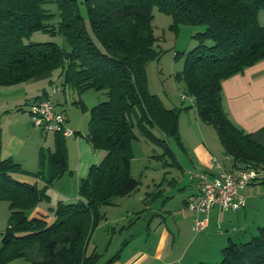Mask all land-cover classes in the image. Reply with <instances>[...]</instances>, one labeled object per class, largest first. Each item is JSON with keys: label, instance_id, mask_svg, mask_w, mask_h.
<instances>
[{"label": "trees", "instance_id": "16d2710c", "mask_svg": "<svg viewBox=\"0 0 264 264\" xmlns=\"http://www.w3.org/2000/svg\"><path fill=\"white\" fill-rule=\"evenodd\" d=\"M155 8L172 17L170 27L176 31L181 24L205 25L194 35V48L176 52V58L184 56V67L175 77L185 83L200 118L217 130L231 156V169L261 170L256 180L264 184V143L229 116L222 86L225 79L264 59V24L259 21L264 0H0V90L51 77V95L44 91L35 96L29 112L50 100L67 114L52 98L59 89L53 72L59 70L64 86L79 94L104 90L107 96L91 108L87 134L94 149L106 150L105 157L80 179L77 200H59L47 213L34 211L50 199L47 189L69 169L66 135L57 131L54 149L42 147L38 169L28 172L14 157L2 155L0 119V202L7 200L10 209L0 234V264L21 257L33 264H110L120 255L119 250L100 263L98 245L88 251L93 231L107 219L101 207L116 204L140 184L132 175L136 128L154 139V127L178 135L183 109L166 107L149 89L147 64L162 53L156 46ZM35 31L60 35L68 48L54 40L25 42ZM75 102L86 106L81 99ZM16 173L44 183L21 180ZM221 251L219 262L199 264H264V224L247 241L230 238Z\"/></svg>", "mask_w": 264, "mask_h": 264}, {"label": "rangeland", "instance_id": "374dc122", "mask_svg": "<svg viewBox=\"0 0 264 264\" xmlns=\"http://www.w3.org/2000/svg\"><path fill=\"white\" fill-rule=\"evenodd\" d=\"M53 7L56 11V7ZM82 12L86 16L83 5ZM259 21L261 24H264L263 10L260 11ZM171 24L172 17L170 15L160 12L157 8L154 9L153 25L154 33L157 37L156 46L162 50V53L158 58H153L148 62L147 74L150 91L157 94L163 100L166 107L183 108L178 117L179 133L178 135H167L154 127L155 138H158L154 139L140 133L136 128L137 137L133 140L132 144L134 152L132 175L140 181V184L130 194L118 197L116 204L103 205L101 207V210L107 213V219H104L93 231L88 251H91L93 246L97 244L98 251L104 253L106 256L105 248L108 240L112 241L111 244L114 245L122 236L118 229L130 220L136 219L138 214L145 213L148 207L146 202H150L149 205L155 208L162 201L167 200L168 197L169 200H172L174 196L176 198L182 197L184 193L190 191V186L195 188L196 178H193L196 177L194 173L197 171L195 167L197 164V154L195 151L201 141H205L210 151L219 159H224L226 148L217 130L213 125L200 118L192 96L185 91V83L175 77L176 73L184 67V56L176 58V52L189 51L194 48L198 44V40L194 35L197 32L205 30L206 27L202 24H181L179 30L176 31L170 27ZM49 40L57 41L68 48V45L60 35H51L44 31H35L29 38L25 39V42ZM53 79L59 88L54 97L55 100H60L57 109H65L67 111L69 116L68 123H76L78 132L76 134L84 137V141L87 143L91 108L107 98L104 90L88 89L79 94L76 90L62 84L63 80L59 76V70L53 72ZM28 84L30 85V83ZM48 86L50 87V84ZM79 99L84 102L85 107H82L79 102H75ZM11 113L15 114V112ZM21 113L25 115L23 116ZM8 114L7 112L0 111V119L4 120ZM18 115L20 119L27 118L28 116L30 126L36 129L29 130L26 125L23 128L29 131L28 135H26L27 147L28 152L31 153V157L34 160L37 158L38 150L42 147L48 148L47 139L49 143L50 141L53 143L52 139L55 140L57 131L51 130L48 132L35 126L28 111H20ZM3 124L5 125V120ZM91 149L98 153L96 162L100 163L106 155V150L101 148L94 149L92 146ZM70 150L72 153L78 151L75 145L71 146ZM74 156L75 154L71 158L69 157L70 161L68 163L70 162V166L67 172L57 178L53 184L55 189L58 188L64 192L69 191L77 194L80 181L79 174L76 170L73 173L70 171V168H72L73 163L76 161V157ZM25 166H28L29 169H35L28 172L37 170V167H33L34 165L31 162L25 164ZM249 185L250 188L257 190V195L260 197L257 201L259 204L256 202L254 206L248 204L246 209L245 207L239 209L220 208L226 214L225 222H218L217 217L215 218L216 221H214L212 217L211 225L206 229L209 231V235L212 236V243L220 239L216 247L221 246L224 248L229 243L230 238L238 243L247 241L252 235L257 234L258 227L264 224V206L261 203L264 202V184L258 179ZM51 189H48L47 192L53 196V201L48 199V201L43 202L56 206L57 202L52 203L54 202V192ZM72 189L73 191H71ZM159 191H162V193L156 196ZM9 215V203L7 200H2L0 202V234L7 227ZM113 227L115 230L112 229ZM112 248L113 246L110 247V250ZM220 252L219 257L213 259L215 262L222 259V251ZM6 264L33 263L21 257Z\"/></svg>", "mask_w": 264, "mask_h": 264}, {"label": "crops", "instance_id": "0c3cea01", "mask_svg": "<svg viewBox=\"0 0 264 264\" xmlns=\"http://www.w3.org/2000/svg\"><path fill=\"white\" fill-rule=\"evenodd\" d=\"M50 79L51 77L42 76L0 90V111L9 113L4 118L6 126L3 124L4 120L1 119L3 127L2 155L14 157L25 169L30 171L35 169H29L25 164L31 162L33 167L38 169V153L37 158L33 160L31 153L28 152L26 141V135L29 131L23 128L26 125L29 130L36 129L30 126L28 116L20 119L18 114L24 110L29 112V104L34 101L35 96L44 93V91H47L45 96L51 93V87L54 84ZM222 86L223 103L229 116L237 125L251 133L256 141L264 143V59L247 67L243 72L225 79ZM55 101L60 104V100L56 99ZM11 112H15V114ZM21 114L25 115L24 113ZM68 121L69 116L66 124L74 130L73 134L66 136L68 161L73 154L76 157L70 171L73 173L76 170L80 180L87 175L90 166L97 163L98 153L92 151L91 145L88 141L87 143L84 141V137L76 134V123L71 124ZM52 140L53 143L52 141L49 143L47 139L48 148L51 150L54 149V139ZM73 145L77 147V152L72 153L70 150ZM195 152L197 154V164L195 165L197 171L194 175L197 173H205L211 177L216 175L218 171L216 161L225 168L231 169V156L225 153L224 159H219L210 151L205 141L198 144ZM68 166H70V162ZM16 176L21 180L37 183L40 186L44 183L40 178L30 174L16 173ZM197 177H193L196 178V187L190 186V191L184 193L182 197L176 198L174 196L172 200H169L168 197L155 208L149 205L150 202H146L147 211L138 214L136 219L130 220L131 222L124 230L119 232L122 234L121 238L114 245L111 242L105 248L106 256L103 253L100 263L109 261L119 250L120 255L110 264H199L201 260H213L216 259L215 257H219L222 247H216V245L220 239L212 243V236L206 229L210 227L212 217L214 221L217 217L218 222L224 223L226 214L219 207H214L211 211L198 212L189 206V197L200 190L201 180ZM249 186L247 185L243 190L247 199L245 209L248 204L251 206H254L255 202L259 204L257 201L260 197L257 195V190ZM50 188L54 192V202L52 203L59 200L71 202L78 199V193L55 189L54 184L48 189ZM161 193L162 191H159L156 196ZM50 200L53 201L51 195ZM261 203L264 206V202ZM48 206L50 211L52 210L51 207H54L53 204L41 202L34 213H47ZM196 220H205V228L196 231L194 228ZM111 246H113L112 250H110Z\"/></svg>", "mask_w": 264, "mask_h": 264}, {"label": "built area", "instance_id": "2783aa9c", "mask_svg": "<svg viewBox=\"0 0 264 264\" xmlns=\"http://www.w3.org/2000/svg\"><path fill=\"white\" fill-rule=\"evenodd\" d=\"M32 118L35 124L46 131H60L69 136L74 130L67 126V114L56 110L50 100H43L31 108ZM218 171L214 176L205 173H197L201 180L200 190L192 194L188 204L198 212L211 211L214 207L221 209H239L246 205L244 188L255 181L261 174V170L255 168L232 170L222 166L216 161ZM205 220H196L197 231L205 228Z\"/></svg>", "mask_w": 264, "mask_h": 264}]
</instances>
